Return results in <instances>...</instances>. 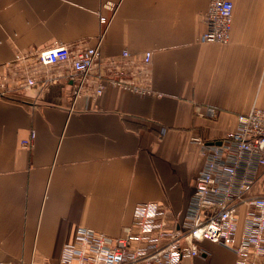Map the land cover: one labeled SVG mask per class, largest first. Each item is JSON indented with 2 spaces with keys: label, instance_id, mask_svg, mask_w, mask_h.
Here are the masks:
<instances>
[{
  "label": "crops",
  "instance_id": "obj_1",
  "mask_svg": "<svg viewBox=\"0 0 264 264\" xmlns=\"http://www.w3.org/2000/svg\"><path fill=\"white\" fill-rule=\"evenodd\" d=\"M231 1V41L211 44L199 40L210 0H0V264H60L78 226L119 237L145 203L178 229L206 163L192 138L219 143L264 108V0ZM104 32L105 59L150 57L152 95L109 87L73 105L67 79L24 86L18 56L95 46ZM244 217L242 207L240 228ZM201 248L182 264H236L229 247Z\"/></svg>",
  "mask_w": 264,
  "mask_h": 264
},
{
  "label": "built area",
  "instance_id": "obj_2",
  "mask_svg": "<svg viewBox=\"0 0 264 264\" xmlns=\"http://www.w3.org/2000/svg\"><path fill=\"white\" fill-rule=\"evenodd\" d=\"M104 8L116 11L111 3ZM233 11L231 0H210L200 42L230 43ZM100 22L108 26L110 20L102 16ZM105 32L95 46L73 49L59 43L18 56L26 75L24 86L45 88L67 79L72 85L73 105L84 94L97 100L109 87L152 95L150 57L138 63L123 51L121 63L105 59ZM59 68L62 76L57 75ZM5 96L6 92L0 91V98ZM205 112L197 109L199 116L217 115L212 108ZM35 137L32 131L23 146L31 147ZM192 141L201 147L206 163L196 177L193 198L178 229L169 225L167 209L141 204L136 207L132 225L124 227L119 237L78 226L73 242L63 248L60 264H182L186 259L204 257L201 244L206 241L231 248L237 255L236 264H264V195L251 194L264 173V108L254 106L249 113L239 115L236 130L226 133L219 143L209 144L200 136ZM242 207L245 217L240 228ZM237 239L238 244H230Z\"/></svg>",
  "mask_w": 264,
  "mask_h": 264
},
{
  "label": "rangeland",
  "instance_id": "obj_3",
  "mask_svg": "<svg viewBox=\"0 0 264 264\" xmlns=\"http://www.w3.org/2000/svg\"><path fill=\"white\" fill-rule=\"evenodd\" d=\"M256 182H257V184H256L255 188H256L257 192H259V193L261 192V194H263L264 193V173H262L260 175L259 179ZM253 191H254V189H253Z\"/></svg>",
  "mask_w": 264,
  "mask_h": 264
}]
</instances>
